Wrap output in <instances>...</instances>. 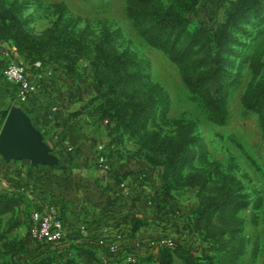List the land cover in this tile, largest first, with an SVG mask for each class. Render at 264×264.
Instances as JSON below:
<instances>
[{"label":"rangeland","instance_id":"rangeland-1","mask_svg":"<svg viewBox=\"0 0 264 264\" xmlns=\"http://www.w3.org/2000/svg\"><path fill=\"white\" fill-rule=\"evenodd\" d=\"M13 21L44 49L41 60L7 35ZM0 40L32 74L52 70L76 84L116 154L161 169L184 207L185 237L203 240L201 264H264V0H0ZM11 197L0 204V264L38 254L48 264H69L62 254L77 261L76 251L37 253V199ZM160 252L134 264H159Z\"/></svg>","mask_w":264,"mask_h":264},{"label":"crops","instance_id":"crops-1","mask_svg":"<svg viewBox=\"0 0 264 264\" xmlns=\"http://www.w3.org/2000/svg\"><path fill=\"white\" fill-rule=\"evenodd\" d=\"M11 60L22 58L15 46L0 40V66ZM32 77L39 88L30 94H23L0 77V83L9 89L0 88V98L14 100L15 106L23 109L59 162L42 167L26 159L6 161L0 183L11 180L16 188L21 180L23 188L17 189L27 190L24 193L35 196L37 203L54 201L60 205L68 236L59 246L76 251L77 264H85L79 255L81 247H97L104 260L109 258L99 246L101 238L114 244L117 254L128 246L138 250L139 239L150 238L160 230L156 215L147 205L153 182L141 180L137 171L140 163L122 153L115 152L117 169L103 170L95 158L98 145L105 143V127L96 130L99 119L86 112L88 106L80 88L52 70H35ZM7 110L0 105L1 112ZM146 250L139 249V257L149 255Z\"/></svg>","mask_w":264,"mask_h":264},{"label":"built area","instance_id":"built-area-1","mask_svg":"<svg viewBox=\"0 0 264 264\" xmlns=\"http://www.w3.org/2000/svg\"><path fill=\"white\" fill-rule=\"evenodd\" d=\"M2 78L7 82L19 87L23 94H30L37 91L39 86H37L33 80L32 73L29 71L27 66L22 61L11 60L7 65L2 68L1 71ZM73 150V148H69ZM115 147H110L106 143H100L97 147L96 161L97 164L105 171H113L118 168V160L115 156ZM114 150V151H113ZM6 161L0 156V176L2 178V166ZM136 164V163H135ZM137 168L141 180L152 181V193L148 197L147 205L153 212V199L157 193V190L162 185V174L160 171L154 169L148 162L145 165L142 163ZM42 167L46 165L42 164ZM2 181V180H1ZM9 182L2 184L6 189L12 190V186ZM123 187H127L126 183L122 184ZM14 190V189H13ZM174 204L177 210L175 216H182L181 209L184 208L179 201L178 194H174ZM173 216V217H175ZM166 220L169 221V217L165 216ZM176 220H180L177 218ZM160 230L155 233L150 238L139 239L136 244L138 250L145 248L148 251L147 254H155L161 248H175L177 246L178 239L182 234H177V232H171L169 229L170 225L167 223H160ZM68 236L67 227L65 219L62 215L60 205L54 201L37 203V207L33 210L31 214L30 222V239L38 246L44 245H58L60 242L66 239ZM99 245L104 248L105 251L117 254V248L114 244L107 242L104 238L99 240ZM134 249L132 252L126 251L127 262H136L139 257V252Z\"/></svg>","mask_w":264,"mask_h":264},{"label":"trees","instance_id":"trees-1","mask_svg":"<svg viewBox=\"0 0 264 264\" xmlns=\"http://www.w3.org/2000/svg\"><path fill=\"white\" fill-rule=\"evenodd\" d=\"M3 29H5L7 31V35L11 38L16 39V41L18 42L17 44L19 45L20 51H22V54L25 55V57L27 59L33 58L35 61H39L43 58V53H44V49L41 47V45L35 41V39L25 30H18L17 28V22H5L3 24ZM14 30H16L19 34L14 33ZM20 31V32H19ZM151 42H153V44L157 45L156 42H154V38H151ZM114 63L118 66L117 67V71L116 74L118 75H122V67L124 66V60L119 57L116 56L115 58H113ZM97 72V71H96ZM102 73L103 72L102 70ZM112 73V72H110ZM99 76V73H98ZM118 83H122V81H119ZM201 97H204L206 99V97H209L211 99V101H213V97L210 96L209 94H205V93H201L200 94ZM212 106V104H211ZM246 107L248 109L251 108V106H248L246 104ZM213 109L215 110L216 108H214L213 105ZM9 110L2 112L3 117L2 120L0 121V129L8 115ZM262 120V124L264 125V116L261 117ZM221 123H223V121H221ZM147 162L142 163V165H145ZM151 165V163H149ZM154 169L158 170L161 172L162 176H164V173L161 171V169L159 167H155L154 165H151ZM20 184H22L21 180L16 182V188H12V190L10 189H6V193H0V204L4 205V204H8L9 201L12 200L11 196H14L15 194L18 193H24V191H19L17 188L19 187L20 189L23 188V186H21ZM166 183L163 182L161 187L159 188V190H157V193L153 199V213L156 215V220L160 221V223H167L166 225H170V228H175V231L177 232V234H182L181 237L178 239L177 242V246L175 248H168V247H164L161 248L159 251L160 252V257H159V264H174L176 258L183 260L186 264H201V263H206V258L204 256V246H203V240L200 239L198 236L196 238L197 241H199V244H196V240H189L185 237V234H187L190 228L189 223L186 221L185 218V211L184 208L181 209L182 212V216H175L177 213L175 204H174V193L169 191H166ZM14 189V190H13ZM25 189V188H24ZM27 189V188H26ZM194 208H196V206H193ZM201 205L198 207L197 212L200 216H202L205 212H206V208L202 209L200 208ZM7 207L5 209H3V211H6ZM193 210V209H192ZM188 214V213H187ZM169 217V221L166 220V217ZM175 216V217H173ZM177 218H179L180 220H176ZM159 223V222H158ZM147 225V222L143 223L142 225H144V227ZM188 236V235H187ZM58 245H44V246H40L38 247V249L36 250L37 253L38 252H43V251H47L50 254H56V252H70V254H72V250H69V248H61ZM100 246V245H99ZM134 250V248L128 246L126 247L124 250L119 251V253L116 254H112L109 253L105 250H103V252L106 254V256H108L109 258H107L104 261H101L100 257H99V249L97 247H81L79 249V255L83 258L84 263L85 264H119V260L121 259L120 256H122L123 260L127 262L126 259V251L132 252ZM67 256L69 260V264H75L76 260H74L73 258H70L69 255H65L62 254V257ZM139 258V257H138ZM138 258L136 260V262L138 261ZM144 257H140V259L142 260ZM139 259V260H140ZM146 259V258H145ZM136 262H127L129 264H134ZM19 263L22 264H48L47 261L45 260H41L40 259V255L38 254L36 257H31L30 260H20Z\"/></svg>","mask_w":264,"mask_h":264},{"label":"water","instance_id":"water-1","mask_svg":"<svg viewBox=\"0 0 264 264\" xmlns=\"http://www.w3.org/2000/svg\"><path fill=\"white\" fill-rule=\"evenodd\" d=\"M0 156L7 162L24 159L43 165L59 162L30 117L17 106L11 108L0 131Z\"/></svg>","mask_w":264,"mask_h":264}]
</instances>
